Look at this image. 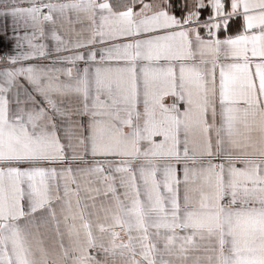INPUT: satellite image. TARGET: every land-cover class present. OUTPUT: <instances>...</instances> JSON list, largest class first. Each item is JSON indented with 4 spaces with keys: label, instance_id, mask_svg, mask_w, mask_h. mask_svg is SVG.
Wrapping results in <instances>:
<instances>
[{
    "label": "snow or ice",
    "instance_id": "obj_1",
    "mask_svg": "<svg viewBox=\"0 0 264 264\" xmlns=\"http://www.w3.org/2000/svg\"><path fill=\"white\" fill-rule=\"evenodd\" d=\"M0 18V264H264V0Z\"/></svg>",
    "mask_w": 264,
    "mask_h": 264
},
{
    "label": "crops",
    "instance_id": "obj_2",
    "mask_svg": "<svg viewBox=\"0 0 264 264\" xmlns=\"http://www.w3.org/2000/svg\"><path fill=\"white\" fill-rule=\"evenodd\" d=\"M10 19H6V18H0V28H3L5 25H10ZM10 35V33H9ZM3 47V44L0 43V48Z\"/></svg>",
    "mask_w": 264,
    "mask_h": 264
}]
</instances>
